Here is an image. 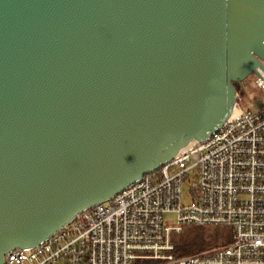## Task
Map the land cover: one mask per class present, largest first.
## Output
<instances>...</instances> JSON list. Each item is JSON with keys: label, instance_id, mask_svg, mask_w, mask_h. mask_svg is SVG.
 <instances>
[{"label": "water", "instance_id": "1", "mask_svg": "<svg viewBox=\"0 0 264 264\" xmlns=\"http://www.w3.org/2000/svg\"><path fill=\"white\" fill-rule=\"evenodd\" d=\"M264 0H0V264L230 117Z\"/></svg>", "mask_w": 264, "mask_h": 264}, {"label": "built area", "instance_id": "2", "mask_svg": "<svg viewBox=\"0 0 264 264\" xmlns=\"http://www.w3.org/2000/svg\"><path fill=\"white\" fill-rule=\"evenodd\" d=\"M260 62L254 83L264 103ZM238 99L207 139L186 145L38 245L10 250L3 264H264V110L249 111ZM183 183L187 204L181 203ZM190 225L226 228L229 241L176 257L173 236Z\"/></svg>", "mask_w": 264, "mask_h": 264}, {"label": "trees", "instance_id": "3", "mask_svg": "<svg viewBox=\"0 0 264 264\" xmlns=\"http://www.w3.org/2000/svg\"><path fill=\"white\" fill-rule=\"evenodd\" d=\"M243 82L236 83L237 94L242 97L246 90ZM157 171V170H156ZM229 230L218 226L190 225L173 236V254L176 257L195 255L229 241Z\"/></svg>", "mask_w": 264, "mask_h": 264}, {"label": "rangeland", "instance_id": "4", "mask_svg": "<svg viewBox=\"0 0 264 264\" xmlns=\"http://www.w3.org/2000/svg\"><path fill=\"white\" fill-rule=\"evenodd\" d=\"M254 73L249 75L245 83V94L240 97V101L238 99V103L240 102V105L244 108H246L249 111H255V110H264V103L262 100L261 92L257 88V85L254 83ZM195 174L194 172L191 173L190 175V180H195ZM181 203L182 204H187L189 202V199L185 197V194L188 192V189L185 186V183L182 184V189H181ZM165 220L168 222V224L172 225L174 224V214H168L165 216Z\"/></svg>", "mask_w": 264, "mask_h": 264}, {"label": "bare ground", "instance_id": "5", "mask_svg": "<svg viewBox=\"0 0 264 264\" xmlns=\"http://www.w3.org/2000/svg\"><path fill=\"white\" fill-rule=\"evenodd\" d=\"M233 113H234V111H233ZM193 142H190V143H188V145L187 146H189V145H191Z\"/></svg>", "mask_w": 264, "mask_h": 264}]
</instances>
